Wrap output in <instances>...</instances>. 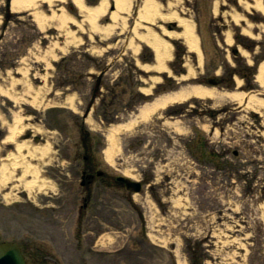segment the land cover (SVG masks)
I'll list each match as a JSON object with an SVG mask.
<instances>
[{
	"label": "rangeland",
	"instance_id": "1",
	"mask_svg": "<svg viewBox=\"0 0 264 264\" xmlns=\"http://www.w3.org/2000/svg\"><path fill=\"white\" fill-rule=\"evenodd\" d=\"M3 240L29 264H264V0H0Z\"/></svg>",
	"mask_w": 264,
	"mask_h": 264
},
{
	"label": "water",
	"instance_id": "2",
	"mask_svg": "<svg viewBox=\"0 0 264 264\" xmlns=\"http://www.w3.org/2000/svg\"><path fill=\"white\" fill-rule=\"evenodd\" d=\"M211 81L214 82V80ZM98 173L101 174V171ZM118 179L123 181L127 187L133 188L135 191L141 189V183L139 181L129 180L123 176L118 177ZM0 264H27L18 242H0Z\"/></svg>",
	"mask_w": 264,
	"mask_h": 264
},
{
	"label": "flooded vegetation",
	"instance_id": "3",
	"mask_svg": "<svg viewBox=\"0 0 264 264\" xmlns=\"http://www.w3.org/2000/svg\"><path fill=\"white\" fill-rule=\"evenodd\" d=\"M85 159H87V157ZM94 178H95V173H94V170L92 168H88L87 167L86 169H83L82 170V185L84 183H86V182H92L94 180ZM12 202L13 201H11V203ZM22 250H23V252L25 254L26 260H28L29 259V255H28L26 249L25 248L23 249V247H22Z\"/></svg>",
	"mask_w": 264,
	"mask_h": 264
},
{
	"label": "bare ground",
	"instance_id": "4",
	"mask_svg": "<svg viewBox=\"0 0 264 264\" xmlns=\"http://www.w3.org/2000/svg\"><path fill=\"white\" fill-rule=\"evenodd\" d=\"M182 96H183L182 94H176V95H174L172 97H164V98L158 100L156 103H154L151 107H149L148 110H147V113H149V111H151L152 109H154V108H156L158 106L164 105L168 100H172V99H174L176 97H182ZM11 137H13V135Z\"/></svg>",
	"mask_w": 264,
	"mask_h": 264
}]
</instances>
